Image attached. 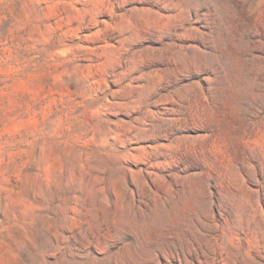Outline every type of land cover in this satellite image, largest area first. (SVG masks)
Wrapping results in <instances>:
<instances>
[{
	"label": "rangeland",
	"instance_id": "obj_1",
	"mask_svg": "<svg viewBox=\"0 0 264 264\" xmlns=\"http://www.w3.org/2000/svg\"><path fill=\"white\" fill-rule=\"evenodd\" d=\"M0 264H264V0H0Z\"/></svg>",
	"mask_w": 264,
	"mask_h": 264
}]
</instances>
